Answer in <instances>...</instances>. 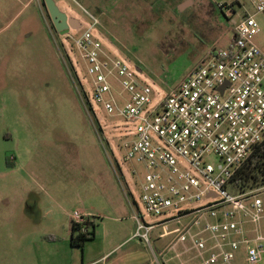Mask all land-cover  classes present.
<instances>
[{
	"label": "rangeland",
	"instance_id": "1",
	"mask_svg": "<svg viewBox=\"0 0 264 264\" xmlns=\"http://www.w3.org/2000/svg\"><path fill=\"white\" fill-rule=\"evenodd\" d=\"M55 3L83 28L86 13L95 17L93 34L104 51L139 68L138 79L156 100L208 50L226 47L232 22L253 11L248 0ZM255 19L259 33L252 40L264 55V14ZM82 29L60 36L41 0H0V264H169L181 258L199 264L188 241L171 248L174 231L190 226L191 217L159 226L149 245L131 238L129 204L150 224L168 221L177 211L157 217L145 211L143 166L125 161L122 149L136 124L106 114L94 101L86 63L72 41ZM108 83L121 106L128 94L116 77ZM77 210L91 215L94 224L93 238L82 247L72 246L69 236V215ZM204 221L213 222L203 216L190 232ZM260 231L264 235V223ZM233 254L229 264H248L244 244Z\"/></svg>",
	"mask_w": 264,
	"mask_h": 264
},
{
	"label": "built area",
	"instance_id": "2",
	"mask_svg": "<svg viewBox=\"0 0 264 264\" xmlns=\"http://www.w3.org/2000/svg\"><path fill=\"white\" fill-rule=\"evenodd\" d=\"M248 2L253 11H244L232 22L228 45L208 50L160 100L138 79L136 68L104 51L93 34L98 26L95 17L86 13L88 25L72 38L86 63L96 104L106 114L136 124L134 135L123 142L122 149L125 161L143 166L140 200L145 211L154 217L177 211L175 217L155 224L146 223L138 209L133 211L131 238L149 245L153 230L171 220L191 217L190 226L174 231L178 235L171 248L188 241L199 264H229L240 244L246 246L248 264H259L264 253L260 231L264 185L237 195L227 190L236 169L264 139V55L252 40L259 33L255 15L264 14V0ZM110 76L128 94L121 106L111 92ZM83 97L89 104L85 93ZM203 200L206 204H199ZM203 216L213 222L204 221L199 230L190 232ZM90 218L77 210L71 214V223L85 232ZM169 264L191 263L181 258Z\"/></svg>",
	"mask_w": 264,
	"mask_h": 264
},
{
	"label": "trees",
	"instance_id": "3",
	"mask_svg": "<svg viewBox=\"0 0 264 264\" xmlns=\"http://www.w3.org/2000/svg\"><path fill=\"white\" fill-rule=\"evenodd\" d=\"M43 3V2H42ZM44 4V3H43ZM264 185V139L254 147L250 156L236 169L227 183V190L233 194H243ZM70 236L72 246L82 247L84 242L94 236V224L85 226L86 231L71 223Z\"/></svg>",
	"mask_w": 264,
	"mask_h": 264
},
{
	"label": "water",
	"instance_id": "4",
	"mask_svg": "<svg viewBox=\"0 0 264 264\" xmlns=\"http://www.w3.org/2000/svg\"><path fill=\"white\" fill-rule=\"evenodd\" d=\"M42 2L53 28L60 36L67 35L70 30H79L81 28V24L76 19L68 17L64 12L59 10L54 0H42ZM137 70L139 71V68ZM222 90L223 88H220V91Z\"/></svg>",
	"mask_w": 264,
	"mask_h": 264
},
{
	"label": "crops",
	"instance_id": "5",
	"mask_svg": "<svg viewBox=\"0 0 264 264\" xmlns=\"http://www.w3.org/2000/svg\"><path fill=\"white\" fill-rule=\"evenodd\" d=\"M129 207L132 209V214H133V208H132V205L129 204ZM130 211H131V210H130ZM69 218H70V226H71V215H69ZM130 220L133 221V220H132V215H130ZM52 223H53V222H52ZM133 223H134V222H133ZM70 229H71V228H70ZM70 229H69V236L71 235V234H70ZM133 231H134L133 229L130 231V234H131V235H132ZM70 239H71V236H70ZM162 262H163V261H161V263H162ZM92 263H93V262H92ZM92 263H91V264H92ZM163 264H165V263L163 262Z\"/></svg>",
	"mask_w": 264,
	"mask_h": 264
},
{
	"label": "flooded vegetation",
	"instance_id": "6",
	"mask_svg": "<svg viewBox=\"0 0 264 264\" xmlns=\"http://www.w3.org/2000/svg\"><path fill=\"white\" fill-rule=\"evenodd\" d=\"M41 2H42V0H41ZM42 5H43V7H45L43 3H42ZM48 16H49V15H48ZM49 19H50V18H49ZM50 21H51V20H50ZM51 24H52V23H51ZM52 27H53V26H52ZM53 29H54V28H53ZM54 31H55V29H54ZM55 32H56V31H55ZM56 33H57V32H56Z\"/></svg>",
	"mask_w": 264,
	"mask_h": 264
}]
</instances>
